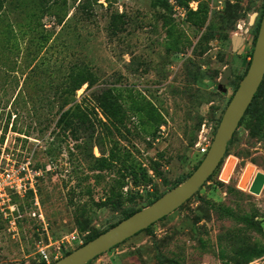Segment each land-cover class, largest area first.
I'll use <instances>...</instances> for the list:
<instances>
[{"label":"rangeland","instance_id":"obj_1","mask_svg":"<svg viewBox=\"0 0 264 264\" xmlns=\"http://www.w3.org/2000/svg\"><path fill=\"white\" fill-rule=\"evenodd\" d=\"M2 1L0 129L34 139L41 180L16 239L0 236V264H40L39 246L88 243L195 172L248 73L264 0ZM224 160L183 207L89 264H264V191L238 189L246 169L244 183L264 175V81Z\"/></svg>","mask_w":264,"mask_h":264},{"label":"water","instance_id":"obj_2","mask_svg":"<svg viewBox=\"0 0 264 264\" xmlns=\"http://www.w3.org/2000/svg\"><path fill=\"white\" fill-rule=\"evenodd\" d=\"M244 40L236 36L233 39L234 50L237 51ZM229 71L223 75L220 91L227 83ZM264 81V17L261 22L253 58L247 75L231 99L214 141L201 164L189 179L178 186L152 206L135 213L111 230L100 235L88 244L80 247L54 264H89L111 250L147 231L156 223L169 217L188 201L194 198L205 184L212 178L226 158L228 145L238 131L240 124L252 106ZM264 191V175L258 174L250 192L261 195Z\"/></svg>","mask_w":264,"mask_h":264},{"label":"built area","instance_id":"obj_3","mask_svg":"<svg viewBox=\"0 0 264 264\" xmlns=\"http://www.w3.org/2000/svg\"><path fill=\"white\" fill-rule=\"evenodd\" d=\"M12 130L13 125L6 135L0 129V224L5 227L0 236L9 233L13 234V239H16L18 235L17 220L19 222V218H21L18 213L21 210L15 199L24 202L27 196L33 193V200H31L33 204L36 200V205L39 206L37 195L38 183L41 179H34V139L17 135ZM11 134H14L16 138L13 139ZM27 142H29L28 147H26ZM209 149L210 146L202 148L203 156L207 155ZM229 162L230 160L227 161L219 177V180L226 184L231 181L235 171L234 167L233 171L228 170L227 172ZM245 174L246 172L238 185V189L242 191L250 189L256 177L254 175V179H249L247 183H244ZM249 182L250 187L246 188ZM243 183L244 186H242ZM32 217H37V214L33 213ZM39 217L45 223L43 214ZM84 243V239L80 235L72 234L55 243L39 246L36 255L40 259V264H54L63 259L67 253L74 251L75 247L84 246ZM30 252L27 251V253Z\"/></svg>","mask_w":264,"mask_h":264},{"label":"trees","instance_id":"obj_4","mask_svg":"<svg viewBox=\"0 0 264 264\" xmlns=\"http://www.w3.org/2000/svg\"><path fill=\"white\" fill-rule=\"evenodd\" d=\"M2 4H3V1L2 0H0V12H1V9H2ZM261 22H262V20H261ZM261 22L259 23V30H260V26H261ZM259 30H258V33H259ZM250 65H251V62H250ZM80 76V75H79ZM78 76H77V70H72L71 71V73H70V77H69V89L71 90V92H73V93H75L76 91H78L81 87H80V85H79V79H76ZM261 88H262V86H261ZM261 88H260V90H261ZM260 90H259V92H260ZM259 92H258V94H259ZM258 94L256 95V97H255V99H254V102H255V100L257 99V97H258ZM254 102H253V104H254ZM253 104H252V106H253ZM252 106L250 107V109L248 110V112L251 110V108H252ZM247 112V113H248ZM201 164V163H200ZM198 168V167H197ZM196 168V169H197ZM33 193H30L28 196H27V198L25 199L26 201H30L31 199L33 200ZM15 202L19 205V207H20V209L21 210H23L24 208L22 207V205H20V200L19 199H15ZM139 212V211H138ZM137 213V212H136ZM135 214V213H134ZM134 214H132V215H130L128 218H130L131 216H133ZM127 218V219H128ZM153 227V226H152ZM151 227V228H152ZM4 226L3 225H1L0 224V235H1V232L4 230ZM114 228V227H113ZM151 228H149L148 230H147V232L151 229ZM99 237V236H98ZM83 238V237H82ZM84 239V238H83ZM96 239V238H95ZM94 240V239H93ZM85 242V241H84ZM91 242V241H90ZM89 243V242H88ZM88 243H84V245H86V244H88ZM79 247H81V246H78V248ZM77 248V247H76ZM72 252H74V251H72ZM72 252H69V253H67L64 257H66V256H68L69 254H71Z\"/></svg>","mask_w":264,"mask_h":264},{"label":"bare ground","instance_id":"obj_5","mask_svg":"<svg viewBox=\"0 0 264 264\" xmlns=\"http://www.w3.org/2000/svg\"><path fill=\"white\" fill-rule=\"evenodd\" d=\"M229 163H230V162H229ZM235 165H236V164H235ZM234 167H235V166H234ZM234 167H233V168H234ZM247 168H248V167H247ZM232 170H233V169H232ZM227 172H228V169H227ZM230 172H231V171H230ZM246 172H247V169H246ZM245 176H246V174H245ZM244 185H245V184L243 183L242 186H244Z\"/></svg>","mask_w":264,"mask_h":264}]
</instances>
